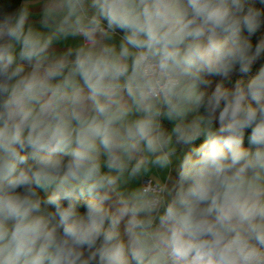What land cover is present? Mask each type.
Listing matches in <instances>:
<instances>
[{"label":"clouds","instance_id":"clouds-1","mask_svg":"<svg viewBox=\"0 0 264 264\" xmlns=\"http://www.w3.org/2000/svg\"><path fill=\"white\" fill-rule=\"evenodd\" d=\"M262 25L249 0H12L0 264H264Z\"/></svg>","mask_w":264,"mask_h":264},{"label":"trees","instance_id":"trees-1","mask_svg":"<svg viewBox=\"0 0 264 264\" xmlns=\"http://www.w3.org/2000/svg\"><path fill=\"white\" fill-rule=\"evenodd\" d=\"M249 3L251 6L264 10V4H262L260 0H249ZM11 6H12V0H0V11L8 10ZM262 37H264V25H262L261 29L258 30V32L251 39L253 40V43L255 44L258 41V39ZM259 63L260 62L254 65L253 73H255V71L258 70ZM197 143H199V141ZM245 145L247 146V138L245 140Z\"/></svg>","mask_w":264,"mask_h":264}]
</instances>
